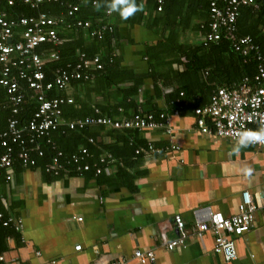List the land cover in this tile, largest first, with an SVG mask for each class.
I'll return each instance as SVG.
<instances>
[{"label":"crops","instance_id":"obj_1","mask_svg":"<svg viewBox=\"0 0 264 264\" xmlns=\"http://www.w3.org/2000/svg\"><path fill=\"white\" fill-rule=\"evenodd\" d=\"M185 9L182 22L173 19L172 10L169 16L163 13L155 24L151 23L152 16L141 17L136 12L122 19L118 12H111L107 24L114 28L110 52L116 64L110 80H127L108 87L106 92L91 94L93 105H117L118 113L112 114L116 119L137 111L154 117L163 112L169 118L171 132L162 127L127 131L91 124L87 126L96 134L92 144L110 145L116 152L101 149V155L109 152L114 156L108 170L101 174L66 172L58 177L38 165L15 168L12 180H0V211L20 218L23 227L0 237V264H107L119 255L126 259L123 264H142L130 258L135 248L154 249L155 259L144 264H264V212L260 209L255 211L248 231L229 234L237 253L232 260L213 251L211 231L196 230L195 208L209 206L232 216L238 212L245 191L261 205L264 146L248 144L233 152L236 142L199 130L194 108L208 103L217 87L240 81L228 85L222 82L234 76L233 70L228 74L220 73L221 68L215 72L211 68L210 73L201 72L199 76L193 69L185 71L190 62L180 55L178 45H200L205 34L202 17H206L201 10L191 11L190 6ZM170 30L175 32L174 43L162 41V51L156 50L161 55H153L151 47L166 38ZM58 31L62 34L59 44L68 42L69 32ZM100 49L105 53L107 48ZM207 78L208 89L202 84ZM137 84L135 107L128 100L125 106H118L124 101L119 87ZM183 85L189 96L187 103L180 105L179 100L187 96L181 90ZM28 91L31 97L32 91ZM74 91L70 85L65 92L72 97ZM79 96L83 102L85 90ZM113 130L132 133L131 139L141 152L123 145L111 135ZM149 143L154 151L148 153ZM119 160L121 170L117 167ZM175 214L183 219L182 230L174 224ZM182 236L184 242L172 250L163 243Z\"/></svg>","mask_w":264,"mask_h":264},{"label":"built area","instance_id":"obj_2","mask_svg":"<svg viewBox=\"0 0 264 264\" xmlns=\"http://www.w3.org/2000/svg\"><path fill=\"white\" fill-rule=\"evenodd\" d=\"M17 0H0V85L5 89L6 103L10 108L11 116L7 118V126L0 131V180L4 178L10 181L14 173V159L16 158L22 166L33 167L36 160L31 155L32 150L38 156L43 155L37 140L45 138L52 149L50 161L45 164L46 172L59 176L63 173L76 172L78 174L93 171L95 174L108 170L114 156L104 153L99 156V163H90L89 149L81 146L68 157L58 148L55 140L49 137V133L59 128L74 129L84 128L86 125L103 124L113 128L143 129L165 128L170 133L169 118L161 112L158 117L152 114H144L141 111L133 113L129 117L116 119L108 115L100 114L99 109H94V114L73 119H65L62 115V106L73 102L71 96L48 97L52 89H64L67 86L70 75L66 70H57L54 78L44 81V64L59 58L57 51L47 50L48 43L58 44L56 26L62 19L49 16L45 12L38 15H17L10 17L5 6L13 5ZM30 7H37L44 2L63 0H20ZM82 2L83 0H78ZM156 9L161 10L165 0H155ZM264 0H210V21L208 30L203 35L204 46L220 39L222 30L233 33L236 30L235 20L238 7L241 5H252L260 8ZM79 3H67V14L72 16L79 10ZM107 13H110L107 10ZM73 25L77 27H89L90 21L75 20ZM65 26L70 28L72 22H66ZM18 29V30H17ZM112 30L111 25L103 24L93 30L92 34L101 38L103 32ZM15 31L18 37L15 39ZM233 49L242 56H253L256 61V72L252 77H244L240 82L229 86H219L211 93L208 103L194 108L196 124L199 130L206 134H212L225 140L237 142L240 132L245 130H258L264 128V46L255 42L249 35L234 37ZM43 47L40 51L36 49ZM73 77L80 78L82 69H99L102 63L95 55L87 57L85 53H78V61L72 66ZM90 67V68H89ZM88 72L84 73L87 77ZM32 91L31 96L35 102V109L26 120L16 117L20 111L25 98L26 90ZM182 94V93H181ZM88 141L92 143L93 137ZM250 145L264 146V142H253ZM15 146L17 148H15ZM148 153L154 151L151 143L148 145ZM141 149L136 148L135 153ZM257 209L264 212V196L261 205H257L247 191L241 194L238 204V212L232 216H224L221 212L213 211L209 206H202L193 210L196 230L198 232L211 231L214 237L213 251L220 253L225 260L236 258L235 241L229 234L241 235L248 231L254 220ZM80 219V217H79ZM174 224L178 230L184 228V222L179 214H175ZM0 226L13 227L16 231L22 230V220L11 214L5 215L0 211ZM184 242V237H178L164 241L167 249L172 250ZM75 248L79 249L80 245ZM130 258L139 263H146L155 259L154 249L135 248ZM2 256H0V260ZM126 259L118 256L107 264H123Z\"/></svg>","mask_w":264,"mask_h":264},{"label":"trees","instance_id":"obj_3","mask_svg":"<svg viewBox=\"0 0 264 264\" xmlns=\"http://www.w3.org/2000/svg\"><path fill=\"white\" fill-rule=\"evenodd\" d=\"M63 1H65L64 5L60 1H57L44 2L39 4L37 7H30L28 4L17 0L13 5L5 6L4 8L10 17H14L17 15H37L38 12L45 11L49 15H52L58 19H62L61 22L56 26L57 34L59 35L58 37H62V34L59 33L58 29H64L69 32L67 36L70 37V39L68 42H62L61 44L58 43L57 45L52 43H48L45 45L47 46V50H57L59 58L54 61L46 62L44 64L43 71L45 73L44 81L53 79L57 70H66L70 75L66 88L61 90L55 88L48 92V97H66L69 96L65 92L66 89L70 85L74 87L75 91L72 94L74 102L62 106V115L65 119H73L84 117L86 115H92L94 114L93 106L100 108V114L115 117L112 116V114L118 113L117 105L105 107L102 104H91V102L93 101V99H91V94L93 92H106L108 87L111 89V87H115V85H117L119 81L122 82V80H127V78H123L122 80L121 78L113 81L110 80L111 69L114 68L116 64V57L113 56V54L110 52L112 42L115 39L114 28H112L111 31L106 29L103 32L101 38H98L96 35L92 34L93 30L109 22L108 18L113 11H110L107 5L111 2V0H83L82 2L78 0ZM69 2L79 3L80 6L79 10L72 16H69L67 14V3ZM135 3L141 9L140 11H137V16H152L151 23L153 24L158 23L163 13L169 16L172 10L174 12L173 19L179 18L178 21L180 22H182V18L187 14V10L185 9V7H192L191 11L201 10L202 12H206V17L201 16L203 19L202 24L204 32L208 30V23L210 21V0H165L161 10L156 9L155 0H135ZM238 8V14L235 20V32L229 33L225 30H222L220 39L215 42H211L208 46H204L202 43L194 47H184L183 44L178 45L180 55L184 56L190 62V65L186 64L187 66L185 68V71H190L193 69V71L197 72L199 76L201 72L204 73L206 71L207 73H210L211 68L214 72L218 68H221L223 71L221 70L220 73L226 71L228 72V74H230L231 70H233L234 76L222 81L226 85L232 83L233 81H241L246 76L252 77V75L256 72V61L254 60L252 55L244 57L239 52L235 51L233 49L232 43L234 37L249 34L254 38L255 42L260 44L262 47L264 46V3H262L260 5V8L257 9L249 4L241 5ZM153 9L155 10L154 15L152 14ZM107 10H109L110 13H107ZM145 11H147L146 15ZM75 20H81L83 22L90 21L91 25L89 27H77L73 25V22ZM66 22H72V26L70 28H67L65 26ZM16 32L18 31H15V36L17 35ZM174 34V30H170L169 35L166 38H162L155 45H153L151 47L153 49L152 54L155 56H160L161 54H158L156 50L159 49L160 51H162V41H172L174 43V41L176 40ZM103 47L107 48L105 53L100 49ZM39 48L42 49L43 47ZM79 52L85 53L87 57L98 55L102 63V67L93 70L82 69V76L80 78H74L72 75L73 68L71 66L76 61H78ZM86 72H88V76L84 77L83 74ZM202 84H206V88L208 89L210 85L209 79L207 78L203 80ZM137 87L138 84L135 87H119L120 92L123 93L122 95L124 101L121 100L120 102H118V106H125V103L128 100L130 102V105L135 107L136 103L134 102L135 99H133V97L135 98L136 94H138ZM81 90H85L86 93V97L85 100L83 99V102L81 101L82 97L79 96ZM181 90H183V93L187 94V96L184 99L179 100L178 103L180 105L187 103L185 101L189 96L188 89L184 85L181 87ZM27 93L28 96H26L20 111L18 112V114H16V117H18L19 120H26V118L35 109L34 99H32V96L30 97L29 91L26 92V94ZM5 97V89L0 85V131L4 130L7 122L6 120L12 114L10 108H8L7 106ZM91 126H100L99 128H101L105 125L92 124ZM91 126L86 125L84 128L74 129L59 128L57 130L51 131L49 133V137L56 141L58 148H60L64 152V155L66 157H68L72 152L78 150L79 147L86 146L90 152V156L88 158L89 162L98 164V159L101 155V149L102 151L104 149L109 150L113 154H116V152L110 145L99 147V144L96 146L88 141L89 137L96 135L89 130V127ZM126 130L128 131L132 129ZM111 135H115L116 137H118V140L122 142L123 145L132 146V151L134 152L136 145L134 144V140L131 139L132 133L113 130L111 131ZM36 142L39 145V148L43 150L42 156H38L37 153L32 150L30 144L27 143L26 146L30 148L31 155H33L36 160L35 165L44 168L45 164L50 161L52 149L50 145L45 141V138H42L41 140L39 139ZM15 148L17 147L15 146ZM20 165L21 163L15 158L14 169L18 168ZM122 166L123 164H121V161L117 163L118 170H121L120 167ZM30 167L31 166H29V168ZM1 180L5 179L2 178ZM13 229V227L0 226V237L4 236L7 231L12 232L15 230Z\"/></svg>","mask_w":264,"mask_h":264},{"label":"clouds","instance_id":"obj_4","mask_svg":"<svg viewBox=\"0 0 264 264\" xmlns=\"http://www.w3.org/2000/svg\"><path fill=\"white\" fill-rule=\"evenodd\" d=\"M107 7L110 11L118 12L122 19H127L135 12L141 10L135 3V0H111ZM253 142H264V128L240 132L232 150L233 152H239L241 148Z\"/></svg>","mask_w":264,"mask_h":264}]
</instances>
